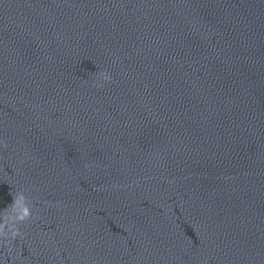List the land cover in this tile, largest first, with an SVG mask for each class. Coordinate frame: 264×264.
<instances>
[{
  "label": "clouds",
  "instance_id": "9594fccd",
  "mask_svg": "<svg viewBox=\"0 0 264 264\" xmlns=\"http://www.w3.org/2000/svg\"><path fill=\"white\" fill-rule=\"evenodd\" d=\"M99 76L102 77L104 80H110V77L106 73H99ZM7 147L6 141L0 139V148ZM20 199L23 197L13 196V203L12 207H15ZM8 208L0 212V242H3L4 246L7 247L9 250L11 249V240L16 239L18 236L22 237L23 234L21 233L19 227H16L14 230L10 232V234H5L7 231V225L5 223L7 217ZM32 216L31 208L25 206L21 213L17 215L16 219L20 222V224L28 221Z\"/></svg>",
  "mask_w": 264,
  "mask_h": 264
}]
</instances>
